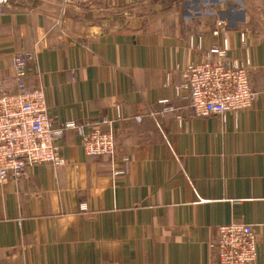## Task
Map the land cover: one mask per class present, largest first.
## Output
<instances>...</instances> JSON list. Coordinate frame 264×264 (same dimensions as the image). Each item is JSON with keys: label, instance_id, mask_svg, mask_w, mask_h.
<instances>
[{"label": "crops", "instance_id": "0c3cea01", "mask_svg": "<svg viewBox=\"0 0 264 264\" xmlns=\"http://www.w3.org/2000/svg\"><path fill=\"white\" fill-rule=\"evenodd\" d=\"M219 21L231 54L249 57L256 92L251 108L225 120L193 116L175 88L219 40ZM19 50L36 55L27 83L45 87L49 115L112 120L119 156L87 155L69 130L64 165L36 164L1 183L0 264H218L210 244L218 226L236 221L253 224L255 264H264V0H93L65 9L7 0V89ZM164 98L177 113H161ZM121 158L131 171L115 176Z\"/></svg>", "mask_w": 264, "mask_h": 264}, {"label": "built area", "instance_id": "2783aa9c", "mask_svg": "<svg viewBox=\"0 0 264 264\" xmlns=\"http://www.w3.org/2000/svg\"><path fill=\"white\" fill-rule=\"evenodd\" d=\"M61 9L69 5L91 4L93 0H56ZM7 0H0V15ZM217 23L213 34L219 40L201 49L200 57L183 71V81L176 85L182 90L181 98L187 99L188 109L195 117L217 115L223 120L230 114L237 115L249 109L256 100L251 84L249 57L241 59L231 54L228 35ZM247 34L240 33V41L247 46ZM200 49V48H199ZM247 50V48H246ZM36 55L26 50L13 55V86L7 89L0 78V184L9 179L19 181L29 175L36 164L59 167L66 163L61 151L65 132L75 131L81 138L84 152L89 156H107L112 163L118 160V146L113 121L102 117L98 121H55L48 113L45 87H30L27 83L30 65ZM164 105L161 113H177L179 109L169 98L159 101ZM137 122L141 116L134 118ZM113 165L115 176L129 175L127 158ZM81 210H86L81 204ZM257 234L253 224L230 222L218 226L210 246L218 264H255L258 256Z\"/></svg>", "mask_w": 264, "mask_h": 264}]
</instances>
